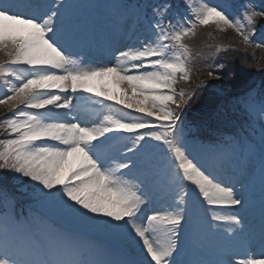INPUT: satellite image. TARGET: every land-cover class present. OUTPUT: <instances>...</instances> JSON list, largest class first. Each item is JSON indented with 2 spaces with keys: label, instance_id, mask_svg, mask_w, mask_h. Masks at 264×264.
I'll return each instance as SVG.
<instances>
[{
  "label": "snow or ice",
  "instance_id": "1",
  "mask_svg": "<svg viewBox=\"0 0 264 264\" xmlns=\"http://www.w3.org/2000/svg\"><path fill=\"white\" fill-rule=\"evenodd\" d=\"M21 7L0 0V105L8 107L0 171L12 174L0 176V264H176L185 225L196 237L208 230L219 239V258L195 264H264V227L257 254L244 217L232 211L245 206L244 195L220 178L227 151L197 149L186 135L184 110L205 84L177 89L191 82L200 53L188 41L200 27L231 29L245 48H264L252 40L264 2L245 0L234 14L209 0H182L183 11L173 0H146L103 64L72 51L70 0ZM261 178L264 187V164ZM9 180L38 204L123 234L143 259H94L82 234L17 217Z\"/></svg>",
  "mask_w": 264,
  "mask_h": 264
},
{
  "label": "rangeland",
  "instance_id": "2",
  "mask_svg": "<svg viewBox=\"0 0 264 264\" xmlns=\"http://www.w3.org/2000/svg\"><path fill=\"white\" fill-rule=\"evenodd\" d=\"M238 3V1L240 0H235ZM245 1H240V4L244 3ZM255 3V1H254ZM180 5L182 6V0L180 2ZM226 5V4H225ZM228 6V10H230V5H226ZM209 31V34L210 35H214L215 36V39L214 41L215 42H222L223 39H232V37L227 34V31H231L233 33H235L234 31H232L231 29L225 31V32H218L216 31L215 27L212 26V27H206V29L204 30V32H201L202 33H207ZM213 50L215 49V47L212 48ZM2 57L5 59L6 57L3 55V53H0V60H2ZM248 62V60H247ZM244 67V66H243ZM259 91H264L263 88H260ZM261 102L260 101H251V102H245L244 103V106L241 107V109H238V112H242L244 110H247L248 113L251 115V116H248V115H245L246 119L247 120H252L253 117L254 118H257V119H264V114H262L260 112V108H261ZM208 108H210L211 110H214L216 109V106L215 107H210L207 105ZM8 112V108L6 105H0V118H3L5 113ZM10 114V113H9ZM253 124H256L255 122H253ZM4 134L0 135V138H3ZM250 154V153H249ZM248 159H249V164H248V175L250 176L251 173L253 174L252 176H261V171L258 169V167H256V163H257V160L259 163H264V153H261L259 155H256L255 153L251 156H248ZM42 207H45V208H42ZM26 210V214L28 216H33V218H39V219H42L43 220V217L40 215L41 213H45L46 215H48L50 218L51 217H54V215H56V212H59V210L55 207H52V206H48V205H42V204H39V206H37L36 208H25ZM83 222V221H81ZM86 227H92L94 230H98L99 228L91 223H88V222H84ZM80 226L81 228H84L82 225H78ZM90 232H94V231H91L89 230ZM97 246V245H95ZM103 253V248L100 247L99 249L93 247V254L95 255L96 259H99L100 258V255Z\"/></svg>",
  "mask_w": 264,
  "mask_h": 264
},
{
  "label": "trees",
  "instance_id": "3",
  "mask_svg": "<svg viewBox=\"0 0 264 264\" xmlns=\"http://www.w3.org/2000/svg\"><path fill=\"white\" fill-rule=\"evenodd\" d=\"M258 72H259L258 64L257 65H251L250 67H247L242 74L239 75V76H243L241 79L230 80L229 83L231 86L236 85V84L242 82L245 78L247 80V79H249V77L251 75H253L254 73L257 74ZM234 87H236V86H234ZM7 174L8 173H4V172L0 171V176L7 175Z\"/></svg>",
  "mask_w": 264,
  "mask_h": 264
},
{
  "label": "bare ground",
  "instance_id": "4",
  "mask_svg": "<svg viewBox=\"0 0 264 264\" xmlns=\"http://www.w3.org/2000/svg\"><path fill=\"white\" fill-rule=\"evenodd\" d=\"M120 41H121V40H120ZM192 50H194V49H192ZM104 58H105V63H107V62L110 60V58L107 57V56H104ZM85 107H87L86 110H88L89 104H87ZM85 107H84V108H85ZM238 193H241V192H238ZM261 210H263V209L261 208ZM263 211H264V210H263ZM258 213H259V211H258L257 213H254V216H253V217H255ZM262 216H264V212L261 213L260 217H262ZM248 217H249V216H248ZM253 217H252V218H253ZM262 218H264V217H262ZM263 223H264V221H263ZM260 225H261L260 223L257 224L256 229H254V230L252 231L253 234H258V235H260L261 229L258 230V228L260 227ZM107 261H108V260H107Z\"/></svg>",
  "mask_w": 264,
  "mask_h": 264
}]
</instances>
